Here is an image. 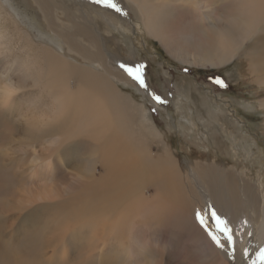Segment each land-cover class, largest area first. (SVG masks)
I'll use <instances>...</instances> for the list:
<instances>
[{
  "label": "bare ground",
  "instance_id": "1",
  "mask_svg": "<svg viewBox=\"0 0 264 264\" xmlns=\"http://www.w3.org/2000/svg\"><path fill=\"white\" fill-rule=\"evenodd\" d=\"M129 1L148 32L181 64L219 68L254 46L241 69L249 80L264 84V0ZM3 3L0 124H10L18 134L5 132L16 140H5L2 148L5 155H26V175L11 188L2 208L20 212L17 222L23 235L40 232L34 228L39 226L47 238L42 234L46 241L28 264H229L225 251L193 221L194 211L204 209H215L238 228L236 264L255 259L264 247L262 181L256 185L247 177L232 176L229 168L210 163V158L185 170L167 147L160 148L162 156L154 155L147 140L150 136L157 141L159 131L143 106L138 111L141 125L136 126V104L112 83L110 70H101L106 58L99 36L90 29L92 22L74 16L84 14L80 6L28 0L63 46L37 37L32 52L28 44H33L34 33L23 25L16 8L5 1L7 11ZM6 22L13 26L6 27ZM66 23L94 52L65 31ZM73 53L90 64H79ZM115 73L120 83L132 85L126 73ZM36 86L48 103L36 96L18 98L19 91ZM12 176L15 182L16 174ZM0 250L8 264L26 260Z\"/></svg>",
  "mask_w": 264,
  "mask_h": 264
},
{
  "label": "rangeland",
  "instance_id": "2",
  "mask_svg": "<svg viewBox=\"0 0 264 264\" xmlns=\"http://www.w3.org/2000/svg\"><path fill=\"white\" fill-rule=\"evenodd\" d=\"M0 1L4 2V6L6 1L14 9L16 8L23 25L29 27L28 29L34 33L32 34L35 36L33 44H30L31 46L28 44L30 51H36L37 42L34 41L37 40V37L38 39L47 38L52 41V45L63 47L57 38L58 35L53 30L46 29L47 26L42 20L41 13L37 12L38 9L35 11V6L30 5L28 0ZM62 1L59 0V2ZM64 1L77 4L84 9L82 10L84 14L78 12L74 16L81 17V20L87 18L88 24L92 22L90 29L96 36H99L101 48L103 47L102 52H104L103 55L105 54L104 57L107 61L103 63L101 70L103 71L105 68L110 70L113 76L110 77L112 83L119 84L118 90L124 97L133 100L136 104V117L138 116V119H135L136 126L141 125L142 116L138 111L143 106L151 124L159 131L161 138L158 137V140L155 141L149 136V140H147L149 143L151 142L154 155L162 156L163 150L167 147L185 170L186 168L191 170L195 161L201 162L202 165L203 162L206 163L205 160L209 161L210 158V163L229 168L228 173L233 174L232 176L239 174L244 178L247 177L246 179L252 181V184L259 185L260 180L264 184V84L262 81L249 80V77L246 78L247 72L241 69L246 67L247 51L254 47L251 46L252 44L245 52L242 51L235 61L222 67L210 69L194 67L181 64L167 52L160 41L145 28L139 12L129 0H118V4L127 13L123 16L103 5L92 3V0ZM30 8L33 9L29 10ZM7 11H10L9 8ZM33 11L35 12L33 13ZM76 11L77 9H75ZM58 15L65 18L60 13ZM125 16L131 19L135 26L129 24ZM57 23L61 25L62 22L57 20ZM10 25L13 26L9 22L5 23L6 27H10ZM66 25H68L65 28L67 33L75 35L78 42L82 39L79 43H82L81 45L88 51L94 52L93 46L83 40V36L77 35L76 30L73 31L69 23ZM68 27L71 29L68 30ZM70 56L76 57L79 64L89 63L78 58L75 53ZM118 56L120 60H118ZM125 59L127 60L125 61ZM116 60H122L121 63L139 62L145 64V77L149 91L166 98L167 103L156 104L148 92L141 89L134 81H132V85L120 83L114 77L117 76L115 72H125L120 68V62ZM217 76L229 85L228 91L213 83ZM21 91L17 93L18 98L36 96L41 97L44 103H48V99L45 94H42L39 86L26 87ZM21 108L26 110L28 107L23 104ZM5 132L11 133V137L14 136L13 134H18L15 128L12 130L10 124H0V229L2 230L0 232V236H2V240L0 237V249L12 256H24L26 260L22 264H28L29 259L31 260L35 256L38 245L42 241H46L42 238L43 236L46 238V234L43 228L34 227L38 225L37 223L33 227L40 232L36 231L32 234L29 232L23 235V232H19L21 222H17L20 212L9 209L7 206V208H2L5 204L3 202H6L11 195V188H14L22 179L24 182L26 175L22 172L26 167L23 160L26 155L13 152L5 155L7 151L2 148L3 143L7 140L11 142L16 140V138H8L9 135L5 136ZM146 133L147 135L151 134L147 131ZM161 147L163 150L160 149ZM73 166L71 164L70 168ZM13 174H16L15 182ZM60 175L61 172H57L56 178ZM0 256V264H8V257L3 255L1 250ZM17 256L15 258H18ZM229 264H236L235 257H229Z\"/></svg>",
  "mask_w": 264,
  "mask_h": 264
},
{
  "label": "snow or ice",
  "instance_id": "3",
  "mask_svg": "<svg viewBox=\"0 0 264 264\" xmlns=\"http://www.w3.org/2000/svg\"><path fill=\"white\" fill-rule=\"evenodd\" d=\"M92 3L103 5L104 7L112 9L115 13L122 16L127 15L116 0H92ZM120 68L141 89L148 92L152 101L156 104L164 105L167 103L166 98L156 94L155 92L149 91L145 77V64L139 62L132 64L121 63ZM185 71H187V69H185ZM213 83L219 88L227 87L226 82L221 78H215ZM193 221L217 249L225 251V254L229 257H235V236L238 233V228L233 227L228 219L218 214L215 209H204L194 211ZM243 255L245 257L249 256L247 249H245ZM249 264H264V247L259 249L256 253L255 259H249Z\"/></svg>",
  "mask_w": 264,
  "mask_h": 264
},
{
  "label": "flooded vegetation",
  "instance_id": "4",
  "mask_svg": "<svg viewBox=\"0 0 264 264\" xmlns=\"http://www.w3.org/2000/svg\"><path fill=\"white\" fill-rule=\"evenodd\" d=\"M217 78H221V77L217 76ZM221 79H222V78H221ZM226 84H227V83H226ZM228 86H229V85H227L226 88H221V89L228 91V90H229V87H228Z\"/></svg>",
  "mask_w": 264,
  "mask_h": 264
}]
</instances>
